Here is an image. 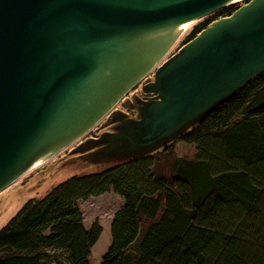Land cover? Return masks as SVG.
Masks as SVG:
<instances>
[{
  "label": "water",
  "instance_id": "1",
  "mask_svg": "<svg viewBox=\"0 0 264 264\" xmlns=\"http://www.w3.org/2000/svg\"><path fill=\"white\" fill-rule=\"evenodd\" d=\"M228 1L0 0V191L77 140L189 21ZM243 1L163 65L142 142L178 133L264 69V0Z\"/></svg>",
  "mask_w": 264,
  "mask_h": 264
},
{
  "label": "trees",
  "instance_id": "2",
  "mask_svg": "<svg viewBox=\"0 0 264 264\" xmlns=\"http://www.w3.org/2000/svg\"><path fill=\"white\" fill-rule=\"evenodd\" d=\"M242 3L199 21L194 39ZM174 144L73 174L32 197L0 229V264H91L102 226L80 201L113 190L112 242L100 264H264V71L213 105Z\"/></svg>",
  "mask_w": 264,
  "mask_h": 264
},
{
  "label": "rangeland",
  "instance_id": "3",
  "mask_svg": "<svg viewBox=\"0 0 264 264\" xmlns=\"http://www.w3.org/2000/svg\"><path fill=\"white\" fill-rule=\"evenodd\" d=\"M239 3H242L240 6L242 7L249 1ZM202 19L204 17L195 21L156 68L124 96L116 107L99 119L89 131L41 166L24 173L17 182L0 192V229L28 199L45 195L52 187L73 174L98 171L133 156L168 147L172 143L175 155L195 157L196 146L178 140V133L195 122L186 123L178 133L171 132L156 142L141 141V125L148 116V104L163 98V93L157 84L158 73L163 65L180 52L184 38ZM263 71L264 69H260L251 75L253 77L255 73L257 75ZM241 86L243 85H239ZM124 203V199L113 190L80 201L86 227H91L97 222L102 226L101 236L93 247L96 250L94 254L92 250L90 256L91 264L102 262L112 242L111 225L114 214Z\"/></svg>",
  "mask_w": 264,
  "mask_h": 264
},
{
  "label": "bare ground",
  "instance_id": "4",
  "mask_svg": "<svg viewBox=\"0 0 264 264\" xmlns=\"http://www.w3.org/2000/svg\"><path fill=\"white\" fill-rule=\"evenodd\" d=\"M241 1H243V0H229L227 3H229V4L232 3V4H233V3H239V2H241ZM198 19H199V17H198V15H196L191 21H189V22L186 24L184 30L180 33V35H179V37H178L176 43H177V42L179 41V39H180V38L186 33V31L189 30L190 27H192V24H193L195 21H197ZM191 30H192V29H191ZM203 30H204V29H203ZM203 30H202V31H203ZM202 31H201V32H202ZM192 40H193V39H192ZM176 43H175V44H176ZM174 46H175V45H174ZM174 46H173V47H174ZM173 47H172V48L166 53V55H165L164 57H166V56L168 55V53L171 52V50L173 49ZM161 57H163V56H161ZM161 57H159V58H158V59H157V60H156V61H155V62H154V63H153V64H152V65H151V66H150L145 72H148V70L152 69L154 65H157L156 63H157V61H158ZM153 69H154V68H153ZM142 75H143V74H142ZM132 84H133V83H132ZM132 84L128 85V86L125 88V90L123 91L122 95H123V94H124L129 88H130V86H131ZM138 84H139V83H138ZM122 95H121V96H122ZM120 98H121V97H120ZM120 98H119V99H120ZM117 101H118V100H117ZM117 101H116L111 107H113L114 105H116ZM120 101H121V100H120ZM120 101H119V102H120ZM119 102H118V103H119ZM116 106H117V105H116ZM116 106H115V107H116ZM111 107H110V108H111ZM110 108H109V109H110ZM109 109H108V110H109ZM105 115H106V114L103 113V114L97 116V117H96V118H95V119H94V120H93V121H92V122H91V123H90V124L84 129V130H83V132H82L80 135L77 136V138L79 139V138L81 137V135L83 136L84 133H86L87 131H89V129L91 128V126L96 122V119H99V118L102 117V116L104 117ZM79 136H80V137H79ZM74 139H76V138H74ZM74 139H73V140H74ZM73 140H72V141H73ZM72 141H70V142H69L68 144H66V145L69 146L71 143H73ZM75 141H76V140H75ZM66 145H65V146H66ZM65 146L62 147V148H65ZM62 148H61L60 150H58L57 152H55L53 155H51L48 159L44 160L43 162L39 163L38 165H36V166H34V167H31L28 171H31L32 169L37 168V167L41 166L42 164H44V163H45L46 161H48L51 157H53L55 154H57L58 152H60V151L62 150ZM28 171H27V172H28ZM21 177H22V176H21ZM21 177H19V179H20ZM17 181H18V179H16V181L11 182L10 185H11V184L13 185V184H14L15 182H17ZM10 185H9V186H10ZM9 186H8V187H9ZM6 188H7V187H6ZM6 188H5V189H6ZM3 190H4V189H3ZM3 190H2V191H3ZM0 192H1V191H0ZM92 250H93V254H94V251L96 250V248H93Z\"/></svg>",
  "mask_w": 264,
  "mask_h": 264
},
{
  "label": "crops",
  "instance_id": "5",
  "mask_svg": "<svg viewBox=\"0 0 264 264\" xmlns=\"http://www.w3.org/2000/svg\"><path fill=\"white\" fill-rule=\"evenodd\" d=\"M208 27H210V26H208ZM208 27H207V28H208ZM207 28H206V29H207ZM206 29H204V30H206ZM204 30H203V31H204ZM199 34H201V32H200ZM199 34H198V35H199ZM198 35H197V36H198ZM197 36H196V37H197ZM196 37H195V38H196ZM191 41H192V40H191ZM191 41H189L188 43H190ZM188 43L184 44V45L181 47V50H180V52H179L178 54H180V53L184 50V48L187 47ZM178 54H177V55H178ZM175 56H176V55H175ZM154 90H156V89H154ZM161 91H162V89H161ZM162 92H163V91H162ZM158 101H163V98H162L161 100L158 99Z\"/></svg>",
  "mask_w": 264,
  "mask_h": 264
}]
</instances>
